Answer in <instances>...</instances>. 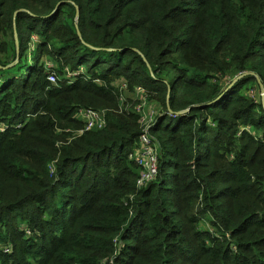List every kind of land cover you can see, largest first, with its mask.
<instances>
[{
    "label": "trees",
    "instance_id": "16d2710c",
    "mask_svg": "<svg viewBox=\"0 0 264 264\" xmlns=\"http://www.w3.org/2000/svg\"><path fill=\"white\" fill-rule=\"evenodd\" d=\"M0 22V264H264V0H0ZM37 50L74 82L41 83ZM112 78L161 106L141 186ZM85 108L106 126L75 135Z\"/></svg>",
    "mask_w": 264,
    "mask_h": 264
},
{
    "label": "rangeland",
    "instance_id": "374dc122",
    "mask_svg": "<svg viewBox=\"0 0 264 264\" xmlns=\"http://www.w3.org/2000/svg\"><path fill=\"white\" fill-rule=\"evenodd\" d=\"M0 26H2V22H0ZM35 40V39H34ZM33 40V41H34ZM31 49L33 48H38V46H36V44H34V42L31 43ZM39 58L38 62L37 59ZM26 59V58H24ZM25 61V60H24ZM32 63L31 65L36 66L39 65L41 66L43 69L42 73L40 74V79H41V83L47 82L49 79V75L51 74H56L59 77H63L67 76V79H71L73 78L72 76L77 75V72L75 71H69V73H67L66 75L60 76L59 74V65L58 63L54 60V58L52 57L51 54L46 53V54H42L40 50H37L35 55H34V60H32V58H29V63ZM9 66H11V64H9ZM16 69H18L16 67ZM26 69L23 70V72L25 73ZM58 78V77H57ZM68 79V80H69ZM50 81V80H49ZM74 81V80H73ZM73 81H68L69 84H72ZM112 81H114V84L116 86H118L122 91V96L120 98V100L122 101V105L121 107H123L124 109H131V110H135V112L137 111L138 113H140L141 116V125L143 127V130L147 131L149 130V128L152 125H155V123H157V120L159 118L160 114V110H161V106L158 103L157 98L155 97V95H153L152 93H149L144 87L138 86L136 87L134 90H130L128 89L127 85H126V81L124 79H116V78H112ZM252 91V90H251ZM41 97H45L43 92H40ZM34 106L35 104H30L29 106ZM86 109V108H85ZM43 109H41L42 111ZM33 116V115H32ZM1 126V125H0ZM74 126V125H73ZM83 128V126L81 127H74V129H72L73 131H71L73 134L77 135L78 131H80ZM2 129H4V127L2 126L0 128V130L2 131ZM5 131V129H4ZM2 131V132H4ZM148 135L150 136L149 132ZM137 146H138V142H137ZM136 146V154L135 155H143V151L144 150H148V148L144 149V146L141 145L139 143V146Z\"/></svg>",
    "mask_w": 264,
    "mask_h": 264
},
{
    "label": "built area",
    "instance_id": "2783aa9c",
    "mask_svg": "<svg viewBox=\"0 0 264 264\" xmlns=\"http://www.w3.org/2000/svg\"><path fill=\"white\" fill-rule=\"evenodd\" d=\"M48 79L51 83L54 84H56L58 81L55 73L49 75ZM76 116L84 123L83 128L78 131L77 135L83 134L88 130L100 129L106 126V116L103 112L94 109H81L78 110ZM2 131H4V129H2ZM139 143L144 146L143 150L149 147L148 150L143 151V155H136L139 160V163L142 166V174L138 180V185L141 186L155 179L158 172V164L157 147L152 138L148 135V132L146 130L141 134L138 140V146Z\"/></svg>",
    "mask_w": 264,
    "mask_h": 264
},
{
    "label": "water",
    "instance_id": "95a60500",
    "mask_svg": "<svg viewBox=\"0 0 264 264\" xmlns=\"http://www.w3.org/2000/svg\"><path fill=\"white\" fill-rule=\"evenodd\" d=\"M183 113H185V112H180L179 115H180V114H183Z\"/></svg>",
    "mask_w": 264,
    "mask_h": 264
}]
</instances>
